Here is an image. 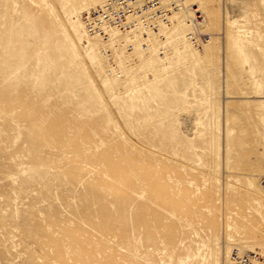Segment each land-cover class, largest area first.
<instances>
[{
    "label": "rangeland",
    "instance_id": "1",
    "mask_svg": "<svg viewBox=\"0 0 264 264\" xmlns=\"http://www.w3.org/2000/svg\"><path fill=\"white\" fill-rule=\"evenodd\" d=\"M211 1L206 46L113 78L89 0H0V264H264V0Z\"/></svg>",
    "mask_w": 264,
    "mask_h": 264
},
{
    "label": "bare ground",
    "instance_id": "2",
    "mask_svg": "<svg viewBox=\"0 0 264 264\" xmlns=\"http://www.w3.org/2000/svg\"><path fill=\"white\" fill-rule=\"evenodd\" d=\"M107 1L89 0L90 4L82 7L77 4L73 10L75 20L73 32L80 43L86 44L92 52L97 50L101 54L102 63L113 78L118 77L121 70L123 73L128 72L134 57L166 61L177 45L184 44L189 50L195 51L202 49L211 41L210 39L204 42L207 35L202 31L209 26L204 14L211 9V7L209 9V6H212L211 0H162L161 6L166 10V21L164 18H157L155 21L157 30L144 27L141 24V17L124 10L129 21L135 23L134 28L104 25L102 29L108 37L92 34L89 25L91 22L98 23L93 18V12L100 10ZM84 12H87L86 17H83ZM200 17L203 18L202 21L199 20ZM236 38L241 41L240 34H237ZM215 246H219L218 243ZM241 247L240 243L234 244V241L228 240L225 244V258H227L223 264H233L232 256L235 253L239 256H249L252 264H257V259L247 254L252 251L249 252L248 249ZM211 249L209 243H203L194 254L181 261V264H213L208 260L206 253ZM218 258L215 264H220Z\"/></svg>",
    "mask_w": 264,
    "mask_h": 264
},
{
    "label": "built area",
    "instance_id": "3",
    "mask_svg": "<svg viewBox=\"0 0 264 264\" xmlns=\"http://www.w3.org/2000/svg\"><path fill=\"white\" fill-rule=\"evenodd\" d=\"M162 0H108L107 3L98 11L93 12V18L98 22L89 25L92 34H99L108 37L102 27L104 25L118 26V28L135 27L127 18L125 11L134 16L141 17V24L146 28L157 30L156 19L166 21V10L161 6ZM249 256H239L233 254V264H252Z\"/></svg>",
    "mask_w": 264,
    "mask_h": 264
}]
</instances>
